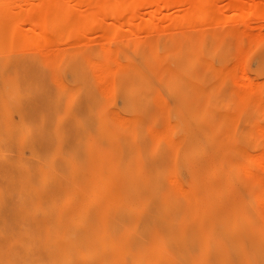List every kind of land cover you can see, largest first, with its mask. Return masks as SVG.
I'll return each mask as SVG.
<instances>
[{"label": "rangeland", "instance_id": "obj_1", "mask_svg": "<svg viewBox=\"0 0 264 264\" xmlns=\"http://www.w3.org/2000/svg\"><path fill=\"white\" fill-rule=\"evenodd\" d=\"M49 1L0 0V264H264V0Z\"/></svg>", "mask_w": 264, "mask_h": 264}, {"label": "bare ground", "instance_id": "obj_2", "mask_svg": "<svg viewBox=\"0 0 264 264\" xmlns=\"http://www.w3.org/2000/svg\"><path fill=\"white\" fill-rule=\"evenodd\" d=\"M75 1H79V0H75ZM102 1V2H101ZM100 2H101V5H100V2H98V4L97 5H100V6H98L99 8H101V6H102V4H103V6L105 7L104 9H101L102 11H100L99 9H96L97 11H93V10H91L90 12H88L87 14H86V16H85V18L88 20L86 23H84V25L86 26V31H91L92 30V28L93 27H90V26H92V24H94V25H96V26H101L102 24H103V20L105 19V20H110V19H106V18H108V17H114L115 19H117V23H119L120 24V20H121V22H122V20H124L125 22H126V20H129L128 18L126 19V18H124V19H122V17L120 18V15H118V11L116 10V6H114L113 5V3H115V5H117V6H120V7H122V6H133L132 7V9L134 8V6L135 7H137L138 5H137V3L135 2V1H131V0H125V1H122L121 2V0H118V1H116V2H114L113 0H101ZM151 1V0H150ZM173 3H176L177 5L178 4H180V5H182L183 6V4H185L186 3V1L184 2V1H176V0H171ZM59 3V1H57V0H51V1H49V4H51L52 6L53 5H57ZM152 3V2H151ZM172 3V4H173ZM144 4H146V3H144ZM113 5V6H112ZM152 5H156L155 7L156 8H158V4H156V3H153ZM151 5V6H152ZM159 5H161V4H159ZM175 5V4H174ZM179 5V6H180ZM163 6V5H162ZM113 7H115V10L113 9L112 10V8ZM124 7V8H125ZM161 7V6H160ZM164 7H166V6H164ZM163 7V8H164ZM107 8V9H106ZM123 8V7H122ZM127 8V7H126ZM139 7H137L136 8V10L138 9ZM93 9V8H92ZM106 9V10H105ZM99 10V11H98ZM155 10V9H154ZM153 10V11H154ZM157 10V9H156ZM159 10V9H158ZM202 7L201 8H199V12L201 13L202 12ZM113 11L114 12H117L116 14L115 13H113ZM139 12V11H138ZM137 12V13H138ZM198 12V13H199ZM135 16V15H134ZM134 16L129 20V22H126V23H129V24H134V23H131V21L133 22V20H135L134 19ZM128 17V16H127ZM136 17H137V19L139 20V18H138V16L136 15ZM113 19V18H112ZM126 19V20H125ZM136 19V20H137ZM74 21H75V19H73ZM76 20H78V19H76ZM137 20V21H138ZM79 21V20H78ZM78 21H76V24H77V22ZM112 21H114V20H112ZM116 21V20H115ZM141 20H139V22H140ZM125 22H123V23H125ZM135 22V21H134ZM74 23V22H73ZM79 23V22H78ZM105 23V22H104ZM119 24H117V25H119ZM122 24V23H121ZM104 25V24H103ZM103 27V26H102ZM101 28V27H100ZM94 29V28H93ZM99 30H104V29H99ZM72 31V30H71ZM70 31V32H71ZM85 31V32H86ZM73 32V31H72ZM71 32V33H72ZM264 236V235H263ZM263 236H262V238H263ZM260 238V237H259ZM260 241V244H261V240H259Z\"/></svg>", "mask_w": 264, "mask_h": 264}]
</instances>
